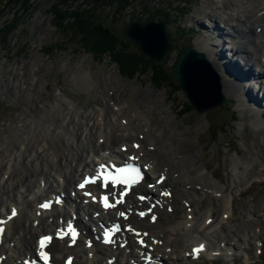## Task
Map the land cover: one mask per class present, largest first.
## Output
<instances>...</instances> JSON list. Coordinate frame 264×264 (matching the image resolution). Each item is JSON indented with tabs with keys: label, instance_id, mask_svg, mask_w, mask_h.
Wrapping results in <instances>:
<instances>
[{
	"label": "rangeland",
	"instance_id": "1",
	"mask_svg": "<svg viewBox=\"0 0 264 264\" xmlns=\"http://www.w3.org/2000/svg\"><path fill=\"white\" fill-rule=\"evenodd\" d=\"M225 1V5L227 3L231 6L228 0ZM56 2V7L60 9L93 7L100 17L111 23L110 31L116 36L111 40L115 43L112 51L137 50L134 43L118 35L117 29L122 22L126 24L133 18L140 22L159 18L164 22L165 19L167 49L158 61L148 58L169 69L183 47H194L202 38L213 46L216 40H221L215 33H212L213 36L209 34L214 29L210 28L212 24L207 12H211L216 6L222 7L211 0H130L129 5L119 14L114 12L113 4L93 0H67L66 4L57 0H29L27 9L22 8L21 1L5 7L0 10V153L3 151L0 156V163H3L1 170L8 166L9 157L12 165L17 164L19 153L28 146V142L30 148L28 147L27 153L30 154L33 147L35 150L37 143H40L34 142L36 134L43 133L45 129L57 130L60 123L68 126V118L74 117L76 113L99 111L103 104H109L114 111L116 106L126 107V114L132 113L131 108L127 107L128 104L132 105V110L133 107L140 111L146 110L144 120L149 124L151 133L157 136L156 143L148 151L161 156L158 159L159 165L168 163L167 159L175 150L177 139H195L198 143L197 157L187 167L196 174L194 181L198 183L186 187V192L182 193L191 197L188 204L193 210L192 220H202L204 214L206 216L208 213H211V219L216 218L220 212L219 193L199 188L200 180L211 181L224 187L223 191L227 198L231 199L233 210L228 217L222 218L221 223L225 224L222 229L218 226L219 223H216L214 233L204 237V242L212 249L216 241L211 238L215 235L225 236V243L233 247L231 254L227 255L221 251L216 255L218 252L209 251L207 248L202 251V255L194 259L190 258L189 251L188 256H185L184 249L182 250L177 242L185 241L189 232L186 227L180 226L173 231L174 234L170 233V236L168 233L161 235L163 243L169 238L170 244L174 245V250L163 249L164 246L161 245V253L166 254L163 253L165 261L173 262L179 254L187 257L186 264H264V134L260 133L254 124L258 119L252 109V104L255 103H251L250 99L248 100L250 97L245 96L247 101L239 104L236 94L224 93L221 82L226 75L215 70L218 78L220 77L223 100L202 111L193 108L184 111L188 100L183 91L179 87L177 90L170 89L171 79L158 86L151 83L148 79L149 70L142 72L147 67L146 61L139 65L141 72L136 70L131 75H123L117 64L110 60L107 50L96 57L84 48L79 40L80 36L71 26L67 27L68 29L63 28L66 22H70L69 16L63 14L67 18L63 19L62 16L63 26L55 21L52 7ZM262 3L264 4L261 2L260 5L263 9ZM213 20L216 25H220L221 33H227L228 28L221 22L220 17H213ZM5 22L6 26L2 25ZM233 37H228L233 43L229 44L225 36L226 40L222 39L219 44L227 55L230 51L229 58L234 45H248L249 40L244 38L243 42ZM253 53L256 57L255 49ZM240 54L242 53H237L234 57L239 59L243 68L248 69H245L246 75H250L245 63L248 60ZM223 60L226 61L224 58ZM75 69L79 73L88 74L90 85L85 86L78 81ZM263 75L264 69H260V79L248 75L244 78L245 81L248 80L249 90L255 97L261 98L256 106L264 103L259 92L260 89L264 90V86H261ZM238 78L244 81L243 77ZM230 114L235 117H230ZM28 134L35 135L29 139ZM139 135V139L144 136L142 133ZM234 159L241 160L243 164L235 168ZM168 164V167H171L169 170L172 169L173 164ZM159 190L158 188L156 192ZM10 193L12 195V191ZM178 193L175 190L169 197L172 209H166L164 215H161L159 221L163 225L167 224L168 220L174 224L183 220V209L180 206H187ZM253 208L260 212L255 215L246 214ZM192 234L198 235L193 231ZM183 246L186 248L187 244ZM257 249L259 251H256Z\"/></svg>",
	"mask_w": 264,
	"mask_h": 264
},
{
	"label": "bare ground",
	"instance_id": "2",
	"mask_svg": "<svg viewBox=\"0 0 264 264\" xmlns=\"http://www.w3.org/2000/svg\"><path fill=\"white\" fill-rule=\"evenodd\" d=\"M211 1L222 5V7L216 6L214 10L207 12L212 24L210 28L214 29L209 34L211 35V33L216 32L218 28L219 33L216 34L217 38L221 37V40H226L224 38L225 36H227V39L230 36H234L233 39H236L237 35H241L249 39L248 45L246 43L242 46L234 45L231 50L230 58V51L227 55V52H223V47L221 45L219 46V44L222 43L221 40H216L213 46V44L209 41L202 38L195 43L193 48L204 54L214 71H220L221 74L223 73L226 75L221 82L222 91L224 93L236 94L239 104H242L248 97H250L248 100L250 99L251 103H255L252 104V109L258 119L254 124L259 129L260 133L262 132L264 134V103L260 106H256L259 104L261 98L255 97L254 93L249 90L248 80H244L245 76L248 75L250 77L251 74L246 75V70L248 69L243 68L238 61L239 59L234 57L235 54L243 52H247L253 56V49H255L256 58H259L260 51L264 47V9H262V6L260 5V3L264 2V0H228L231 6L227 3L225 5L223 2L225 0ZM262 5L264 4L262 3ZM225 8L230 10H225ZM213 17H220L222 19L221 22H223L226 28H228L227 33L224 34L222 32V35L220 31L221 27H219L220 25L215 24ZM249 24L253 25L250 26ZM256 26H258V28ZM228 43L231 44L233 41L230 42L229 40ZM251 45H253V47H251ZM240 55L245 58V55ZM223 58L226 59V61L223 60ZM245 63H247V61ZM248 68L253 70L252 64L249 65ZM188 70L192 81L190 85L196 92H194L192 96L198 97V100L200 101L205 98L207 100L208 97L214 95V91L212 90V84L214 85V82L202 74V70L199 69V66L196 67L194 64L190 65L189 63ZM75 72L78 74L77 78L80 83H83L85 86L90 85V82L88 81V74L79 73L76 69ZM258 72H260V69ZM238 76L243 77L244 81H241L242 78L239 79ZM257 81L258 80L255 82L256 84ZM261 83H264V78ZM218 84L220 89V80L218 81ZM247 91H250V93L248 94ZM245 96H247V98ZM127 107L131 108L130 110L132 113L126 114L124 111L127 108L119 106H116V110L114 111L110 108L109 104H103L99 111L87 110L81 114L76 113L74 117L70 116L68 118V126L65 123H60L57 130L45 129L43 133L39 132L36 134L34 142L39 141L40 143H37L35 150L33 147L31 153L29 154L27 151H29L28 147L30 142H28V146L24 147V150L19 153L20 157L16 165L11 164V158L9 157L11 154H9V158H7L8 166H6L5 169L1 170L3 163H0V217H5L3 222L4 228L3 231H1L2 243L0 242V254H3V257L0 264H19L16 259L34 247L33 237L42 231L51 230L50 227L53 223L54 225H57V221L55 223L57 216H61L63 218L70 216L72 212L74 213V210H68L65 207L41 209L38 205L39 199L49 195L51 192L59 193L62 191L65 195H67L69 190H72L71 187L74 183V179L84 169L89 167V165L94 164L96 159L107 155L112 157L122 155L125 156L126 153L130 151L135 152V156H138V158L142 160V163H147L148 167L146 174L148 178L154 172H158V169L163 168L167 171L168 168H171L168 167V163L173 164L172 169L169 170V173L162 180V182L167 181V183L158 182L156 185L159 186L160 190H169L170 195L172 192L177 190L179 192V198L187 206L186 208L180 206V208L183 209V220L181 222L174 224L170 223V220H168L167 224L163 225L158 218L162 217V214L164 215L165 207L172 202L169 196L166 197L165 195L152 190L151 193L158 200V202H153V205L150 206V213L145 212V215L140 218L133 213L134 210L132 206L136 205L137 209H140L149 206L148 203H144L145 201H143L138 205L133 195L129 197H127V195L126 198L123 199V203L120 204V209L128 208L129 210V214L124 219L126 223L134 224L142 229H147L149 233L152 234L148 238V243L152 244L151 251H153V257H156L155 264H164L166 262V258L163 256L164 252L161 253L163 249L174 250V245L170 244L171 240H169V238H167L164 243L159 239L162 232L168 233L170 236V233L179 229L180 226L186 227V231L189 232L187 238L185 241L183 240L177 243H179L178 246H180L181 249L184 248L183 252L187 250L191 253L194 251V248H191L190 246L197 245L199 243L204 244L203 238L209 236L211 233H214L216 223H219L218 226L221 229L225 226V224L221 223V220L222 218L228 217L227 215L231 214L233 210L231 199H228L223 191L225 190L224 187L218 186L216 183L211 181L200 180L199 188L209 189L219 193L220 195V212L216 218L212 219H208V216L211 214L208 213L206 216L204 214V218H202V220L197 219L193 221V210L188 204V200L190 201L191 197L189 198L187 195H182L183 192H186V187H192L196 182L194 181V178L197 177L196 174L192 173V171L187 168L189 167V163L194 161L199 152L196 140L185 139L182 137L177 139L175 142L176 145L174 146L175 150L173 153L171 152L170 157L167 159L168 163H160L161 165H158V159L161 156L154 155L144 148L145 145L152 147L156 143L157 139V136L151 133L148 127L149 124L144 120L147 115L146 110L140 111L135 107H133L132 110V105L129 104ZM105 115H107L108 118H106ZM78 116L79 118L77 120L76 118ZM161 128L165 129V127L162 126ZM141 133L145 137L143 136L142 139H139L138 135ZM32 135L28 134L27 136L31 139ZM134 137L138 141V146L133 149L130 147V141L135 139ZM125 143L127 144V149L125 151H121L115 147ZM2 155L3 151L0 153V156ZM163 162L166 161L163 160ZM240 164H243L241 160L234 159L235 168L239 167ZM262 164L264 165V163ZM169 174L170 177L168 178ZM147 181L149 180L147 179L143 182L142 188L145 186ZM160 184L165 186H160ZM140 187V185L137 186L138 189ZM11 191L12 195L10 193ZM67 197L69 199L72 198L71 200L74 202L75 210L79 208H83L85 210L90 208V211L96 209L95 203L90 201L89 198L84 197L85 202L81 200L83 196L78 193V190H75L73 197ZM14 206L17 207L16 214L11 216L8 214V211L10 207ZM151 212L156 213L155 220L152 219ZM258 212H260L258 209L253 208L252 211L248 210L246 214L255 215ZM192 231L198 235L195 236L192 234ZM123 236L128 241V244L124 246L125 248H128L126 250L128 253L124 251V248L118 249L114 247V245L113 247L111 245H107L106 247H103L104 252L106 253L104 258L110 254H115L116 256L123 254L126 256H135L132 249L134 243L130 240L131 236L126 232H123ZM152 237L156 238L154 244L150 241ZM211 239L216 242H214L212 249L206 248L209 251H215L217 253L218 249L220 251H225L228 254L231 248H233L225 243L227 242L225 236L217 237L215 235ZM217 243H224V246L218 245L219 248H217L215 246ZM184 244L188 245V249H185V246H183ZM161 245L164 246L163 249ZM96 246L97 245L92 242L90 246L86 247L83 245V241H81V243L76 241L74 245L68 247L64 244L63 240L55 239H52L49 243L52 255L55 258H60V254L71 252L73 253L72 257L74 261L91 263L101 261L98 259V257L101 256L96 253L99 246ZM204 249L205 247L203 246L201 251ZM136 251H138V247H136L135 252ZM201 251L199 253H201ZM86 253H88V255L91 254V256H88ZM186 260L187 257L177 254L175 261L170 263L166 262V264H173L176 262H179L178 264H186ZM124 261L126 263L128 258Z\"/></svg>",
	"mask_w": 264,
	"mask_h": 264
},
{
	"label": "trees",
	"instance_id": "3",
	"mask_svg": "<svg viewBox=\"0 0 264 264\" xmlns=\"http://www.w3.org/2000/svg\"><path fill=\"white\" fill-rule=\"evenodd\" d=\"M19 1L22 2L23 9L28 8L29 0H0V10L4 9L7 6L15 5L16 3H19ZM57 1L59 3L66 4L67 0ZM93 2L111 3L114 6V12H118L119 14L129 5L130 0H93ZM57 4V2L54 3L52 7V11L54 10L55 21H57V24L62 25L61 18L62 16H64L63 14L69 16L71 20L70 22L68 21L65 23L66 26L62 25L63 28H69L71 26L74 31L80 36L79 40L80 42H82L83 47L91 51V53H93L96 57H98L97 55H100L101 52H105L107 50L109 57H111L110 60L114 61L117 64L119 71L123 73V75H131V73L135 72L136 70L140 71L139 69L141 67L139 65L142 64V61H146L147 67L142 70V72H145L147 69L149 70L148 79L151 83H155L154 85L158 86L161 83H167L168 79H171L172 88L170 87V89L177 90L179 86L175 77L169 72V68L161 66L160 63L153 62L137 50L132 49L130 51H127L125 49H118V51H112L114 48L112 46H115V43L113 44L111 40H114L116 36L110 31L111 28L109 24L111 23L100 17L93 7H85L82 9L75 8L69 10L67 9V7H63L62 9H60L59 7L57 8ZM164 13L166 15V12ZM66 16H64L63 19H67ZM9 22L12 21L9 20ZM6 24L7 22L2 25L6 26ZM183 109L184 111L192 109L191 103L188 101ZM232 111L230 110L231 113ZM233 116L235 117L234 114ZM233 116H231L230 114V117ZM214 132L215 131H213L212 139H214Z\"/></svg>",
	"mask_w": 264,
	"mask_h": 264
},
{
	"label": "water",
	"instance_id": "4",
	"mask_svg": "<svg viewBox=\"0 0 264 264\" xmlns=\"http://www.w3.org/2000/svg\"><path fill=\"white\" fill-rule=\"evenodd\" d=\"M117 31L119 36L124 37L128 42L134 43L135 48L140 53L155 61L160 60L167 49L168 38L164 29V22L160 18L157 20L147 19L142 22L133 18L126 24L122 22ZM189 63L190 65L194 64L196 67L199 66L202 74L214 82V85L212 84L214 95L208 97L207 100L205 98L199 101L198 97L192 96L195 89L190 85L192 81L189 76ZM169 72L176 77L179 88L196 111L213 107L224 98L219 89L217 73L204 54L192 46H185L180 50Z\"/></svg>",
	"mask_w": 264,
	"mask_h": 264
},
{
	"label": "snow or ice",
	"instance_id": "5",
	"mask_svg": "<svg viewBox=\"0 0 264 264\" xmlns=\"http://www.w3.org/2000/svg\"><path fill=\"white\" fill-rule=\"evenodd\" d=\"M160 179L163 180V177H161ZM158 182H159V181H158ZM86 183H88V180H87V179L84 181V183H81V184L79 185V187L83 188V187L85 186ZM107 199H108L107 197H104V198H103V200L105 201V205H104V206H105L106 208H107V207H114V206H115L114 204L110 205V204L107 203ZM48 206H49L48 204H43V205H41V207H44V208H46V207H48ZM15 214H16L15 209H13L12 215H15ZM119 215L124 216L125 213L121 212V213H119ZM140 215L143 216V215H145V213H140ZM152 219L155 220V217H152ZM116 230H117V231L119 230V225L116 226ZM130 230H132V229H130ZM0 231H3V229H0ZM132 231H134V230H132ZM57 235H60V234L58 233ZM137 235H139V233H137ZM144 235H147V233H145ZM108 237H109V233L106 232V233H105V242H106V243H110V242H112ZM52 239H53V237H51V236L41 237V239H40V246H41V248H43V247L45 246V242H50ZM74 242H75V235H73V243H74ZM140 243H141V244L144 243L143 239L140 240ZM202 247H203V246H201V248H202ZM194 251H199V249H194ZM40 255H41V258L45 260V264H47V260H48V256H47V254L44 253V252H41ZM69 264H71V258H69Z\"/></svg>",
	"mask_w": 264,
	"mask_h": 264
}]
</instances>
